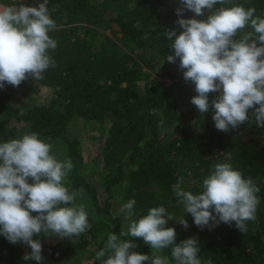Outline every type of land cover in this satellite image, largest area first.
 Here are the masks:
<instances>
[{"label": "trees", "instance_id": "obj_1", "mask_svg": "<svg viewBox=\"0 0 264 264\" xmlns=\"http://www.w3.org/2000/svg\"><path fill=\"white\" fill-rule=\"evenodd\" d=\"M37 2L42 0H0L1 5L17 6H35ZM232 2L255 7V15L264 17V0ZM178 6L179 0H49L47 7L57 24V30L49 33L57 41V48L50 52L55 67H49L41 80L29 78L18 87L6 84L0 88V142L37 133L41 140L51 143L53 152L59 149L63 159L69 158L73 164L65 186L82 190L87 200L83 204L91 211V228L68 243H47L45 236L39 237L44 264L67 257L93 258L95 247L107 240L110 232L126 230L123 219L111 212L115 195L126 202L136 201L134 219L158 206L176 218L185 216L188 228L175 218L165 226L175 228L177 243L196 237L202 261L264 264V127L252 122L249 110V121L228 132L219 131L211 107L201 114L191 103V97L197 95L194 84L184 80L178 58L175 63L166 61L171 49L165 29L182 31L175 24ZM184 15L188 18L193 13L186 11ZM105 22L116 26L111 33L118 44L109 37L96 43V28ZM31 81L49 88L50 97L22 107L20 96L27 93ZM217 95L209 94L210 104ZM77 118L96 123L110 120L102 145L106 171L103 200L82 173L80 141L68 134ZM221 162L231 163L259 188L256 218L247 222L245 233L235 227V222L200 229L172 191V185L183 177V187L198 192L213 165ZM188 175L193 180L191 185L185 182ZM133 241L137 245L133 251L151 253L142 238ZM28 251L24 244H13L0 235L2 264H36L23 260ZM170 254V247L161 253L171 260Z\"/></svg>", "mask_w": 264, "mask_h": 264}, {"label": "clouds", "instance_id": "obj_2", "mask_svg": "<svg viewBox=\"0 0 264 264\" xmlns=\"http://www.w3.org/2000/svg\"><path fill=\"white\" fill-rule=\"evenodd\" d=\"M48 2L0 5V88L18 87L29 78L41 80L49 67H55L50 52L57 41L49 33L57 30V24ZM175 11V24L182 31L165 29L171 49L166 61L175 63L178 58L184 80L194 84L197 95L191 103L201 114L211 107L219 131L249 121V110L252 122L264 127V17L255 15V7L232 0H179ZM186 11L194 15L185 18ZM206 12V19L196 18ZM210 93H218L211 104ZM72 168L71 159H57L51 143L37 133L0 142V235L30 248L23 255L25 262L44 264L39 237L72 239L91 228L86 206L76 202L82 190L70 192L64 183ZM183 182L178 178L172 191L200 229L235 222L245 233L247 222L255 220L259 188L231 163L214 164L196 193L186 190ZM135 203L130 199L119 208L118 214L129 221L127 229L107 235L104 247L96 252L100 264H212L199 258L196 237L177 243L175 228L165 226L175 218L186 229L185 216L176 218L158 206L134 219ZM133 238H142L151 253L133 251L137 246ZM169 247L171 260L161 255Z\"/></svg>", "mask_w": 264, "mask_h": 264}, {"label": "rangeland", "instance_id": "obj_3", "mask_svg": "<svg viewBox=\"0 0 264 264\" xmlns=\"http://www.w3.org/2000/svg\"><path fill=\"white\" fill-rule=\"evenodd\" d=\"M1 5V4H0ZM194 15V14H193ZM197 19H201L200 17H196ZM99 32V35L96 37V43H100L103 41L104 37H109L111 39H115L112 35L111 31L116 29L115 25L108 24L105 22L101 27L96 28ZM116 40V39H115ZM114 40V41H115ZM118 44V41L116 40ZM148 59L151 61L155 60L153 56L148 55ZM50 97V89L40 85L37 82H29L27 85V93L20 96V105L22 107H27L31 104L42 102ZM110 124V120H105L103 123H96L93 121L85 120L84 118L75 119L71 127L69 129V136L75 137L80 141L81 151L84 160V167L82 169V173L85 178L92 183L98 192V196L100 200H103L106 197V193L104 192V181L103 177L106 174V171L103 168L102 164V148H103V140L106 136L107 127ZM22 125L21 123L18 124ZM18 126V127H19ZM53 154L56 155L57 159L64 160L61 156V152L59 149L54 150ZM185 182L187 185H191L193 180L190 175L185 177ZM70 192L78 191L75 189L68 188ZM77 201H81L86 204V196L80 192L77 196ZM126 201L122 199L121 195H115L111 199V212L112 215L118 219H123L124 225L128 226L129 221L123 216V214H118V210L123 203ZM87 213H90L89 206H86ZM74 238V237H73ZM72 238V239H73ZM70 238H60L59 236H45V241L47 243H53L58 240H61L63 243H68ZM105 241L100 242L99 247H95V256L90 259L82 258H64L59 260L58 262L50 260L52 264H95L96 263V252L104 247ZM56 256V255H54ZM99 261V260H97ZM2 260L0 259V264H2Z\"/></svg>", "mask_w": 264, "mask_h": 264}]
</instances>
